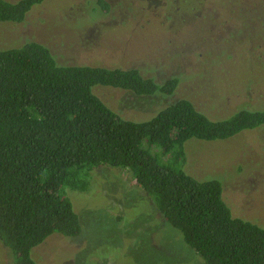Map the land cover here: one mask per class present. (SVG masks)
<instances>
[{
    "label": "rangeland",
    "instance_id": "obj_1",
    "mask_svg": "<svg viewBox=\"0 0 264 264\" xmlns=\"http://www.w3.org/2000/svg\"><path fill=\"white\" fill-rule=\"evenodd\" d=\"M103 2L102 11L96 0H44L22 23L0 22V48L34 40L60 64L136 68L159 83L179 79L171 97L93 88L127 119H149L181 97L213 120L264 107V0ZM184 153L186 173L220 180L233 216L264 226V125L224 140L190 139ZM68 195L81 232L47 238L31 253L36 264H201L128 171L95 168L88 190Z\"/></svg>",
    "mask_w": 264,
    "mask_h": 264
},
{
    "label": "trees",
    "instance_id": "obj_2",
    "mask_svg": "<svg viewBox=\"0 0 264 264\" xmlns=\"http://www.w3.org/2000/svg\"><path fill=\"white\" fill-rule=\"evenodd\" d=\"M43 2L0 0V22L22 23ZM95 86L171 97L179 79L159 83L136 68L60 64L34 40L0 48V264H36L31 253L50 236L77 237L80 219L68 194L87 191L101 166L128 171L201 264H264V226L233 216L219 179L183 169L188 140L259 128L264 107L213 120L181 97L133 120L112 110Z\"/></svg>",
    "mask_w": 264,
    "mask_h": 264
}]
</instances>
